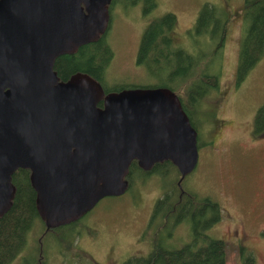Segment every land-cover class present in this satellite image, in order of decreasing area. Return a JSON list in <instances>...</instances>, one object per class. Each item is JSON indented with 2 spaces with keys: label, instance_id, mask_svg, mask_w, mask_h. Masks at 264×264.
<instances>
[{
  "label": "water",
  "instance_id": "obj_1",
  "mask_svg": "<svg viewBox=\"0 0 264 264\" xmlns=\"http://www.w3.org/2000/svg\"><path fill=\"white\" fill-rule=\"evenodd\" d=\"M111 1L0 0V216L19 168L55 228L123 195L134 160L144 170L171 161L181 178L197 165V130L171 89L105 93L86 73L60 81L53 69L107 30Z\"/></svg>",
  "mask_w": 264,
  "mask_h": 264
},
{
  "label": "rangeland",
  "instance_id": "obj_2",
  "mask_svg": "<svg viewBox=\"0 0 264 264\" xmlns=\"http://www.w3.org/2000/svg\"><path fill=\"white\" fill-rule=\"evenodd\" d=\"M153 1L152 8L147 0H114L110 5L105 39L113 55L105 71V85L158 82L160 72L155 71L156 66L149 69L136 58L142 34L154 20L172 14L175 20L170 36L174 46L192 52L202 41L193 37L191 31L203 5H217L226 10L227 34L221 63L210 68L218 74L219 86L197 106L195 129L201 145L197 165L184 181L198 196L210 197L220 205L221 219L207 234L224 242L225 264H242L241 244L253 253L257 264H264V233L259 234L261 240L257 236V230L264 228V200L260 197L264 189V157L259 150L254 153L251 145L252 119L264 102V56L237 84L238 54L246 28L245 0ZM206 64L199 68L204 69ZM189 83L178 86L177 92L185 99ZM167 168L165 177L157 171L140 174L131 178L130 189L123 195L101 199L76 224L75 230L80 234L73 239L72 247L61 251L57 247L54 251L50 249L47 264H79V260L80 264H122L132 257H146L152 246L148 223L154 205L165 188H171V182L180 176L175 169ZM166 183L169 187L164 186ZM178 224L169 240L175 247L191 238L188 224ZM38 232L35 229L31 232V245ZM243 233L248 237L246 241L237 236Z\"/></svg>",
  "mask_w": 264,
  "mask_h": 264
},
{
  "label": "trees",
  "instance_id": "obj_3",
  "mask_svg": "<svg viewBox=\"0 0 264 264\" xmlns=\"http://www.w3.org/2000/svg\"><path fill=\"white\" fill-rule=\"evenodd\" d=\"M244 9L246 28L238 54L237 84L264 56V0H245ZM174 20L172 14H166L146 27L137 58L139 64L149 66V69L156 66L155 71L160 72V75L156 73L158 82L163 83L116 84L107 87L104 76L113 52L106 42L105 34L94 42L82 45L73 54L57 57L53 69L60 80H67L75 73H86L98 81L105 93L135 87H167L179 96L192 125L198 128L195 119L197 106L205 95L219 86L218 74L210 71V68L216 67L219 61L221 63L228 14L217 5H203L191 35L202 38L204 42H199L192 52L174 46L170 36ZM207 62L204 69L199 68V65ZM150 72L152 73L151 70ZM186 82L190 83L185 87V99L177 91L178 86L180 88ZM101 104L102 102L99 106ZM256 119V122L261 119L264 121V103L260 106ZM197 145L198 148L201 145L198 140ZM136 164L135 160L131 162L125 177L128 181L127 190L130 189L131 178L137 176L136 170L143 172V175L149 173ZM157 166L162 177L167 175V167L175 169L180 175L171 161H164ZM185 178L186 176H179L176 181L171 182V188L169 183L164 184L169 188H165L163 196L156 201L148 223V229L152 232V246L148 255L129 258L122 264H225L224 242L207 234V230L221 219L220 205L210 197H201L191 191ZM11 181L15 187L11 207L0 216V264H47L50 249L54 251L53 248L57 247L61 251L72 247L73 239L80 234L75 230L79 221L48 228L36 209V194L31 186L29 170L17 169ZM178 223L188 224L191 238L175 247L170 245L169 240ZM34 229L39 231V235L31 245L29 238ZM239 250L242 264H257L251 251H247L245 247H239ZM78 262L80 264V260Z\"/></svg>",
  "mask_w": 264,
  "mask_h": 264
},
{
  "label": "flooded vegetation",
  "instance_id": "obj_4",
  "mask_svg": "<svg viewBox=\"0 0 264 264\" xmlns=\"http://www.w3.org/2000/svg\"><path fill=\"white\" fill-rule=\"evenodd\" d=\"M113 1V0H112ZM112 1H111V3H112ZM149 2H150V8H152V7H154V5H155V3H154V1L153 0H148ZM111 3L109 4V6H108V10L110 9V5H111ZM109 20H110V15H109ZM108 26H109V24H108ZM108 28V27H107ZM106 32V31H105ZM105 32L104 33H102V34H105ZM102 34H100V35H102ZM142 38V37H141ZM140 43H141V41H140ZM139 48H140V44H139ZM138 55H139V49H138V54H137V57L136 58H138ZM60 80V79H59ZM60 81H66V80H60ZM264 103V102H263ZM260 108V107H259ZM259 108L257 109V111H256V113L254 114V117H253V119H252V124H251V145H252V147L255 149V151H254V153H257L256 151H258L259 150V152H261V154H263L262 155V157H264V121H263V119H261V120H259V122H256L257 121V119H256V117H257V114H258V110H259ZM219 125V124H218ZM211 140H213L214 142H215V140L212 138V137H209ZM252 157H255V156H252ZM164 161H168V160H164ZM164 161H162V162H157V163H155V164H153V166L149 169V170H144V169H142L141 167H139L138 166V164H136L137 165V167H139L140 169H142L143 171H145V172H149V173H151V172H154V171H157V172H159V167L157 166L158 164H163L164 163ZM263 164H264V159H263ZM138 171V173L137 174H135V175H140V174H142L143 172H139V170H136V172ZM160 174V173H159ZM127 176V175H126ZM160 176H161V174H160ZM29 178H30V171H29ZM260 197H261V200L263 199L264 200V189L261 191V194H260ZM95 207V206H94ZM93 207V208H94ZM92 208V209H93ZM91 209V210H92ZM91 210H89V211H91ZM89 211H87V212H85L83 215H81L77 220H75V221H80L81 219H82V217H85V215L89 212ZM74 222V221H73ZM72 223V222H71ZM70 224V223H69ZM65 225H67V224H65ZM257 233H258V239H260L261 240V238L259 237V234H262V233H264V228H260V229H258L257 230ZM237 236L238 237H240L243 241H246L247 239H248V237L247 236H245L244 235V233H243V235H240V234H237ZM241 240V241H242ZM241 244V243H240ZM241 247H243V245L241 244V246H240V248ZM255 259H256V257H255Z\"/></svg>",
  "mask_w": 264,
  "mask_h": 264
}]
</instances>
